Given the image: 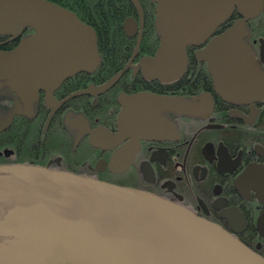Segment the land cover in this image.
Returning <instances> with one entry per match:
<instances>
[{"label":"flooded vegetation","instance_id":"flooded-vegetation-1","mask_svg":"<svg viewBox=\"0 0 264 264\" xmlns=\"http://www.w3.org/2000/svg\"><path fill=\"white\" fill-rule=\"evenodd\" d=\"M44 1L91 28L101 24L93 29L102 65L57 84H26L25 92L16 90V75L0 77V176L25 167L151 193L220 226L264 258V0L234 4L207 40L187 48V71L171 83L142 73L161 44L158 33L155 52L156 42L144 41L143 12L154 5L156 16L155 2ZM237 22L261 76V92L241 103L216 92L208 63L197 57ZM36 36L30 23L0 32V54L12 56ZM124 52L126 58L115 57ZM204 94L211 99L202 101ZM95 132L99 146L91 142Z\"/></svg>","mask_w":264,"mask_h":264},{"label":"water","instance_id":"water-1","mask_svg":"<svg viewBox=\"0 0 264 264\" xmlns=\"http://www.w3.org/2000/svg\"><path fill=\"white\" fill-rule=\"evenodd\" d=\"M131 1L139 7V0ZM151 1L161 44L142 63V73L164 83L184 76L187 48L207 40L243 2ZM20 23L33 24L36 38L12 56L0 54V77L16 75L17 91L97 67L96 32L73 12L44 0H0V32ZM126 25L131 32L133 21ZM241 27L237 22L197 55L208 63L216 92L235 103L261 92L253 57L239 40ZM0 212V264H264L262 256L186 208L66 174L24 167L0 176Z\"/></svg>","mask_w":264,"mask_h":264},{"label":"trees","instance_id":"trees-1","mask_svg":"<svg viewBox=\"0 0 264 264\" xmlns=\"http://www.w3.org/2000/svg\"><path fill=\"white\" fill-rule=\"evenodd\" d=\"M141 6H142V11H144V9H143V4L141 3ZM135 14L137 15V11L135 10ZM114 21L117 23L118 21L117 20H115L114 19ZM119 21H120V26H121V28H122V32H124V34L126 35V33H125V31H124V23H123V20L122 19H119ZM88 24V23H87ZM88 25H90V26H92L95 30H96V32H97V29H98V27H100L101 26V24L100 23H98L97 25H95V24H88ZM143 25H144V28H145V30H144V34L146 33V34H148V38H145L144 39V41H149V42H156V44L154 43V45L155 46H153L150 50H153V52H155L156 51V49L158 48V46H159V38H158V32H157V29H156V16H155V6L154 5H151L150 6V8H149V10H148V13H144L143 12ZM112 26H114V22H113V24H112ZM147 48V45L146 46H142L141 47V50H142V48H144L145 50H146V48ZM147 51V50H146ZM108 52V51H107ZM98 53H99V63H98V65H97V67L100 65H102V62H101V57L103 56L102 54H101V52H100V49L98 50ZM129 55V53H127V52H124V53H121V54H118L117 56H115V57H119V59L121 58H126L127 56ZM100 66H99V68H100ZM96 67V68H97ZM95 68V69H96ZM192 79L193 78H189L188 79V81H187V83H191V81H192ZM208 86L206 85V88H207Z\"/></svg>","mask_w":264,"mask_h":264}]
</instances>
